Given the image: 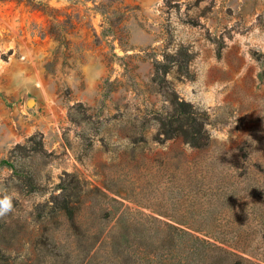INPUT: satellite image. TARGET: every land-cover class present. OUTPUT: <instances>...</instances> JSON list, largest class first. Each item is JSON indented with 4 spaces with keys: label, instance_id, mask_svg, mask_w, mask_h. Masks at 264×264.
Returning a JSON list of instances; mask_svg holds the SVG:
<instances>
[{
    "label": "rangeland",
    "instance_id": "374dc122",
    "mask_svg": "<svg viewBox=\"0 0 264 264\" xmlns=\"http://www.w3.org/2000/svg\"><path fill=\"white\" fill-rule=\"evenodd\" d=\"M33 1L0 0V264H264V0ZM169 39L199 147L159 132Z\"/></svg>",
    "mask_w": 264,
    "mask_h": 264
},
{
    "label": "trees",
    "instance_id": "16d2710c",
    "mask_svg": "<svg viewBox=\"0 0 264 264\" xmlns=\"http://www.w3.org/2000/svg\"><path fill=\"white\" fill-rule=\"evenodd\" d=\"M21 1V0H17ZM29 5L34 8L44 11L43 2L33 0H26ZM207 3L203 8L201 3ZM164 6L166 11H171L174 8H179L181 3L175 0H165ZM214 6V0H196L193 4L187 5V13L192 8L200 9L199 16L205 15L208 11ZM186 13V14H187ZM188 15V14H187ZM197 16V18L199 17ZM111 23V20L109 19ZM195 24H200L196 17L194 18ZM120 31L119 27H114ZM54 34L56 35L57 40L62 41V36L55 28ZM121 44H124L122 35H119ZM171 44V39L167 41L164 46L162 59L155 57L154 63V76L152 78L153 83L156 85L159 92H162L165 97L170 101V104L173 108V111L165 119L161 120V126L159 132L164 134L166 139L182 136L187 142H189L194 147L202 146L204 143L201 141L202 138V128L204 127L202 121L198 119V114L195 110L191 108V104L185 100H181L177 91L171 86L168 79V75L173 73L177 78L182 80L194 79L195 73L192 69V63L196 54L189 47L183 43H179L175 46H172L173 49L169 50L168 46ZM176 125V126H174ZM23 150L27 151L31 155L46 154V150L43 144L42 135H34L28 138L26 145L17 144L14 149L11 151L12 157L23 156ZM223 259V258H221ZM224 260V259H223ZM230 264V263H227ZM234 264H243L241 259H235Z\"/></svg>",
    "mask_w": 264,
    "mask_h": 264
},
{
    "label": "clouds",
    "instance_id": "9594fccd",
    "mask_svg": "<svg viewBox=\"0 0 264 264\" xmlns=\"http://www.w3.org/2000/svg\"><path fill=\"white\" fill-rule=\"evenodd\" d=\"M13 197L5 195L0 198V218L5 217L13 211Z\"/></svg>",
    "mask_w": 264,
    "mask_h": 264
}]
</instances>
